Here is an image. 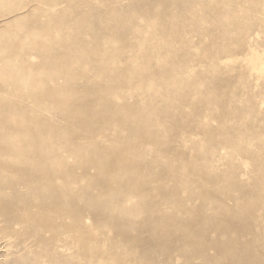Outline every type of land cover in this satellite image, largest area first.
<instances>
[{
  "label": "rangeland",
  "instance_id": "1",
  "mask_svg": "<svg viewBox=\"0 0 264 264\" xmlns=\"http://www.w3.org/2000/svg\"><path fill=\"white\" fill-rule=\"evenodd\" d=\"M0 264H264V0H0Z\"/></svg>",
  "mask_w": 264,
  "mask_h": 264
}]
</instances>
